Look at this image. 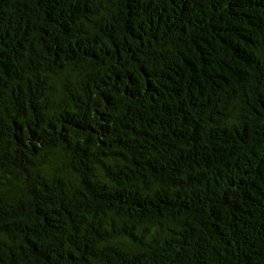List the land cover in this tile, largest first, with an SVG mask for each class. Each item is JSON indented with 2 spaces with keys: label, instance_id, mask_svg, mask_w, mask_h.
I'll return each instance as SVG.
<instances>
[{
  "label": "trees",
  "instance_id": "trees-1",
  "mask_svg": "<svg viewBox=\"0 0 264 264\" xmlns=\"http://www.w3.org/2000/svg\"><path fill=\"white\" fill-rule=\"evenodd\" d=\"M0 264H264V0H0Z\"/></svg>",
  "mask_w": 264,
  "mask_h": 264
}]
</instances>
